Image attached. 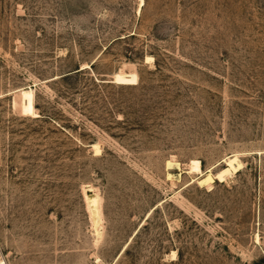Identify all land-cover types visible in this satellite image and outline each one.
<instances>
[{"label":"rangeland","instance_id":"obj_1","mask_svg":"<svg viewBox=\"0 0 264 264\" xmlns=\"http://www.w3.org/2000/svg\"><path fill=\"white\" fill-rule=\"evenodd\" d=\"M0 264H264V0H0Z\"/></svg>","mask_w":264,"mask_h":264},{"label":"bare ground","instance_id":"obj_2","mask_svg":"<svg viewBox=\"0 0 264 264\" xmlns=\"http://www.w3.org/2000/svg\"><path fill=\"white\" fill-rule=\"evenodd\" d=\"M140 4H142V1H141ZM91 147H92V149L94 150L95 153L96 152H99L98 151L97 144H94ZM236 155H238V154H233L230 157L236 156ZM227 158H229V157H227ZM227 158H225V159H227ZM224 160H222V161H224ZM215 167L216 166H214V167L212 166L211 168L207 169L206 171H202L200 169V167H199V162L197 160H191V162L189 164V172H191V173L194 172L195 175H194V178L190 182L197 181L198 180V177H203L206 173H208L209 171H211ZM85 202H86V205H87V209H88V211L90 213V216H91L93 222L95 223L97 221V219L99 218V213H100L99 212V205H100L99 204L100 203L99 197H98V195L96 193H93V194H91L89 196H87L85 194ZM172 255H174V253H172Z\"/></svg>","mask_w":264,"mask_h":264}]
</instances>
